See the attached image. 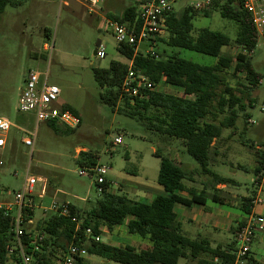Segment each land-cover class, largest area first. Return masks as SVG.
<instances>
[{"label": "rangeland", "instance_id": "rangeland-1", "mask_svg": "<svg viewBox=\"0 0 264 264\" xmlns=\"http://www.w3.org/2000/svg\"><path fill=\"white\" fill-rule=\"evenodd\" d=\"M137 1L101 0L95 11H91L86 0H9L4 11L0 12V115L14 124L8 133L6 147L0 149V203L14 200L15 192L23 188L27 175L36 178V208L34 224L30 225L32 228L39 220L54 213L44 208H49L55 200L74 204L81 211L97 205L101 198L97 175L79 174L82 167L87 170V166L77 162L82 151L98 153V163L110 167L106 177L111 191L138 200L143 199L136 194V182L158 184L161 160L154 154L157 149L166 156L177 158L185 170H200L199 163L185 151L179 140L174 141L147 130L136 118L113 111L100 100L104 88L96 82L94 69L108 68L113 60L128 63L117 48L118 43L107 21L111 14L107 13H120L124 7L136 5ZM207 1L172 0V5L174 11L181 12L187 6L195 7ZM205 8L210 6L197 8L192 20L193 34L196 35L202 28H209L226 33L234 41L238 31L236 21L224 17L214 8L205 15ZM100 45L106 47L102 58L94 55ZM141 46L147 47L146 44ZM165 48L199 63L216 61L214 57L194 50ZM240 50L234 42L223 47V52L232 57ZM252 65L264 74L262 48L254 50ZM29 69L39 70L47 77L48 83L60 88L59 105L71 106L81 119L75 130H66L63 124L55 121L61 129L56 132L47 122L37 124L32 113L19 111L18 98ZM224 76L227 84L241 94L244 75H236L233 69H229ZM158 89L181 94V89L166 83H161ZM251 98L255 99L253 105ZM243 102L248 116L240 113L233 134L229 135V129L224 131L225 136H229L224 143L220 141L217 144L220 153L213 154L212 163L220 173L239 181L237 185H228L226 191H221V196L241 202L242 197L232 195H259L263 202L255 204L254 211L264 216V179L261 186L255 183L257 175L253 167V160L258 159L257 150L264 149V83L250 95L244 94ZM20 127L29 131L36 128L33 150L22 141L26 133ZM118 136L122 142L114 145ZM180 147H183V151ZM194 177L197 180L195 187L209 182L207 175L195 174ZM44 183L45 195L39 197ZM158 193L154 192L153 195ZM229 209L240 216L244 215L239 207ZM176 210L179 211L178 208ZM180 218L183 219L182 216ZM186 225L184 222V227ZM111 233L115 235L113 242L120 241L122 245H136L144 240L130 233L126 223L116 226ZM259 233L256 234L252 251L259 264H264V231L261 235ZM101 239L109 242V233L102 234ZM60 254L57 252V257ZM82 255L89 264H104L103 258L97 255L85 252ZM54 259L60 262V259ZM108 261L109 264H121ZM179 264H184V260L180 259Z\"/></svg>", "mask_w": 264, "mask_h": 264}, {"label": "trees", "instance_id": "trees-1", "mask_svg": "<svg viewBox=\"0 0 264 264\" xmlns=\"http://www.w3.org/2000/svg\"><path fill=\"white\" fill-rule=\"evenodd\" d=\"M9 0H0V12H3ZM218 9L224 17L236 21L238 31L234 41L224 32L202 28L193 34V18L197 8L187 6L181 12L172 11L167 16L168 32L160 38L157 47L160 58L150 55H134V49L126 44L119 45L118 50L132 60L133 69L143 72L153 83H166L181 89V94L169 93L160 89L148 91L145 96L131 97L121 90L122 82L127 74L129 64L113 60L108 68H95L94 77L98 85L104 88L100 93V100L108 104L113 111L136 118L147 130L162 134L180 141L185 151L200 165V170H185L177 158L166 156L157 149L154 154L160 158V168L157 177L163 192L158 193L150 202L132 199L124 193L110 191V183L99 185L102 187L101 198L91 209L81 211L71 204V211L83 219V228L90 226L93 235L102 236L103 229L110 232L118 225L126 223L130 233L143 239H148L151 246L137 249L134 245H114L101 240L96 241L88 237L83 230L75 231L76 224L68 216L58 213L51 214L36 223L35 228L26 226V250L34 248L32 237L35 233L43 232L41 252L36 253L38 264H60L61 256L71 243L80 246L85 253L97 255L105 260L121 264H179L180 259L198 258L201 254L217 257L218 264H233L234 251H226L220 247H212L206 239H192L182 231L177 220L175 206L178 203L186 206L204 205L207 199L206 188L201 191L188 188L185 181L193 179L195 174L208 176L205 184H235V180L225 177L210 168L217 144L223 139L225 130L233 134L237 128L240 113L246 111L243 102L244 94L250 95L253 90L261 86L264 74L252 65V54L244 53L254 49L257 31L251 15L239 4L228 0H211L210 8L203 10L205 15L210 9ZM111 18L130 19L138 23L136 5L128 6L121 14H111ZM234 42L241 50L235 57L223 52V47ZM165 47H179L210 55L216 59L214 63H199L169 52ZM233 69L236 75H244L245 83L241 94L227 84L224 73ZM253 105L255 99H250ZM63 108L70 109L78 115L76 110L63 104ZM245 117L248 116L245 113ZM56 132L61 129L55 121L47 122ZM247 124V120L245 122ZM73 131L75 128H67ZM228 135V136H229ZM183 147L179 149L183 151ZM258 159L255 174L261 180V165L264 163V151L257 150ZM77 162L81 166L92 167L98 163L99 154L93 151H82ZM187 192L190 196L183 195ZM254 197H244L242 208L246 214L251 212ZM29 212L27 217H34ZM14 216L5 215L0 210V264L12 262L15 255L8 254V247L13 246ZM244 221V220H243ZM241 221L239 225L243 223ZM235 230V232H236ZM235 244V242H234ZM57 252H61L57 257ZM74 264H89L83 256H77ZM246 264H258L252 257Z\"/></svg>", "mask_w": 264, "mask_h": 264}, {"label": "built area", "instance_id": "built-area-1", "mask_svg": "<svg viewBox=\"0 0 264 264\" xmlns=\"http://www.w3.org/2000/svg\"><path fill=\"white\" fill-rule=\"evenodd\" d=\"M101 0H86L91 11L98 6ZM234 4H239L252 17L253 24L257 31L256 45L253 50L244 51V53L253 54L257 47L264 50V0H228ZM211 0L206 4H197L196 8L210 6ZM174 10L172 0H138L136 3L138 23L130 19L119 20L111 17L107 18L109 27L119 45L126 44L134 49V55H150L155 58H160V53L157 47L160 44V38L164 37L168 32L167 16ZM146 44V48L142 47ZM106 47L100 45L96 51V57H104ZM133 61L128 60L129 68L122 82L121 90L124 94L136 97L145 96L148 91L156 90L160 86L153 83L143 72L133 69ZM264 79L261 80V84ZM60 88L55 84H50L47 77L39 70L29 69L24 80V86L21 89L18 98V109L20 112L32 113L36 123L56 121L63 124L66 128H76L80 125L81 119L73 111L63 108L59 105ZM264 110V107L262 108ZM14 124L7 117L0 115V149L6 147L8 143V133ZM37 127V126H36ZM23 142L26 146L33 150L36 141V128L33 131L25 130ZM122 142L121 137H116L115 144ZM264 151V149H263ZM110 167L101 163H97L92 167H82L79 171L80 175H97L96 182L101 185L107 181V173ZM92 172V173H91ZM261 180L258 181V176L255 183L262 185L264 179V163L261 165L260 172ZM36 178L27 175L24 186L21 190L15 192L13 201L0 203V210L5 215L14 216L13 231V246L8 247V254L15 255L17 261L15 264H38V256L36 253L41 252V241L44 239L43 232L35 233L32 237L34 248L30 252L26 250L25 236L27 234L26 226L34 224L33 217H27L29 212H34L36 208L35 193L37 182ZM102 190V187H100ZM110 190V189H109ZM111 191V190H110ZM46 192V184L44 183L39 197H43ZM263 200L256 195L252 200L251 212L247 214L243 223L234 234L235 251L233 264H246L251 254L252 245L256 234L264 231V216L257 214L254 209L255 204L261 203ZM63 216H68L76 224L75 231L83 230L86 236L93 237L96 241L101 240V236L93 235V229L90 226L83 228V219L71 211V204L65 201L55 200L49 208ZM84 250L77 244L71 243L61 256L60 264H74L75 258L82 255Z\"/></svg>", "mask_w": 264, "mask_h": 264}, {"label": "crops", "instance_id": "crops-1", "mask_svg": "<svg viewBox=\"0 0 264 264\" xmlns=\"http://www.w3.org/2000/svg\"><path fill=\"white\" fill-rule=\"evenodd\" d=\"M128 7V6H127ZM127 7H124L123 10L120 11V13H107L109 14H121ZM251 122H253L251 120ZM228 136H225L223 134V139L221 140V143H224ZM220 151L215 150V154H219ZM225 153V152H224ZM223 154V152H222ZM258 155V154H257ZM257 165V160H253V167L255 169ZM210 168L217 172L218 174L228 177L222 173L219 172V170L214 166V163L210 164ZM231 178V177H230ZM235 180V184L237 185L239 181ZM196 178L193 177L190 181H185V184L188 188H193L195 190L201 191L202 189L206 188L207 190V199L206 203L204 205H197V206H186L184 204L178 203L175 206V212L177 214V220L181 224L182 231L185 235L192 239H206L210 243L212 247H220L226 251H232V249L235 247L234 244V234L237 225L243 221L247 214L246 211L242 208V201L238 202L237 200H229L228 198H224L221 196V191H226V188L228 185L233 184H216L215 188L212 187L211 184H205L206 182H202V186L195 187L194 183L196 182ZM136 185V194L137 196L142 197L143 200L149 199L150 202L154 197V192H163V187L158 183L157 185H149L146 183H135ZM210 188L212 190H210ZM183 195L190 196L187 192H182ZM239 197H250V196H243L238 193L232 195ZM227 207V208H225ZM231 207H239L240 210L243 211L244 215L240 216L239 214L234 213L231 209ZM178 208L179 211L176 209ZM254 211V209H252ZM182 216L183 219L180 218ZM128 221V220H127ZM126 221V223H127ZM184 222L187 223L186 227H184ZM105 232L109 233V243H112L114 245H122L120 241H114L115 235H113L107 228L103 229V234ZM260 235L263 234V232L259 233ZM264 237V236H262ZM256 239V237H255ZM255 241V240H254ZM132 245V244H130ZM137 249H145L149 248L151 246V242L148 239H144L142 243L137 242L136 245H134ZM253 246V245H252ZM253 248V247H252ZM252 257L258 264L259 262L254 258V252L251 250V254L249 255V258ZM248 258V260H249ZM104 264H109L108 260L101 259ZM184 264H218L220 261L217 257H213L209 254H201L198 258H188L183 259Z\"/></svg>", "mask_w": 264, "mask_h": 264}, {"label": "water", "instance_id": "water-1", "mask_svg": "<svg viewBox=\"0 0 264 264\" xmlns=\"http://www.w3.org/2000/svg\"><path fill=\"white\" fill-rule=\"evenodd\" d=\"M94 55H96V51L94 52Z\"/></svg>", "mask_w": 264, "mask_h": 264}]
</instances>
